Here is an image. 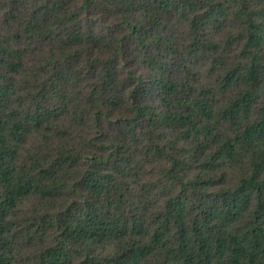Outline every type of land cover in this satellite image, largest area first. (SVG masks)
Listing matches in <instances>:
<instances>
[{
    "label": "trees",
    "instance_id": "trees-1",
    "mask_svg": "<svg viewBox=\"0 0 264 264\" xmlns=\"http://www.w3.org/2000/svg\"><path fill=\"white\" fill-rule=\"evenodd\" d=\"M0 264H264V0H0Z\"/></svg>",
    "mask_w": 264,
    "mask_h": 264
}]
</instances>
